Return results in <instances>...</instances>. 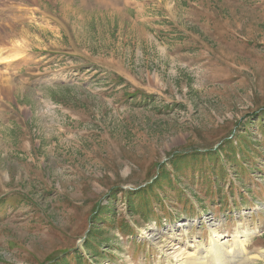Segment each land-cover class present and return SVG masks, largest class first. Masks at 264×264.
Returning <instances> with one entry per match:
<instances>
[{"label":"rangeland","instance_id":"rangeland-1","mask_svg":"<svg viewBox=\"0 0 264 264\" xmlns=\"http://www.w3.org/2000/svg\"><path fill=\"white\" fill-rule=\"evenodd\" d=\"M0 79V264H264V0H0Z\"/></svg>","mask_w":264,"mask_h":264},{"label":"bare ground","instance_id":"bare-ground-1","mask_svg":"<svg viewBox=\"0 0 264 264\" xmlns=\"http://www.w3.org/2000/svg\"><path fill=\"white\" fill-rule=\"evenodd\" d=\"M249 235V233L245 232L243 241L236 240L234 245H229L226 242L220 243L219 236L214 233L210 246L203 249L196 248L195 251L187 254L177 264H258V258L247 255L245 243L250 237ZM261 255L264 257V252Z\"/></svg>","mask_w":264,"mask_h":264},{"label":"trees","instance_id":"trees-1","mask_svg":"<svg viewBox=\"0 0 264 264\" xmlns=\"http://www.w3.org/2000/svg\"><path fill=\"white\" fill-rule=\"evenodd\" d=\"M55 264V263H54ZM78 264H81V262L79 261Z\"/></svg>","mask_w":264,"mask_h":264}]
</instances>
